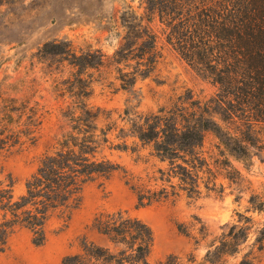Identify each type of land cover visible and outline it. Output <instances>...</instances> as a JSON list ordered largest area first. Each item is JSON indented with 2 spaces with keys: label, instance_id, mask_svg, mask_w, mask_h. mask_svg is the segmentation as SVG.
I'll use <instances>...</instances> for the list:
<instances>
[{
  "label": "trees",
  "instance_id": "1",
  "mask_svg": "<svg viewBox=\"0 0 264 264\" xmlns=\"http://www.w3.org/2000/svg\"><path fill=\"white\" fill-rule=\"evenodd\" d=\"M145 13L146 24L141 17L137 25L128 26L109 57L100 55L94 61L93 53L77 54L65 42L45 44L42 53L60 56L78 71L112 68L119 88L128 90L155 69L160 55L152 22L158 19L164 42L217 86V93L204 104L190 102L188 109L161 107L146 114L124 110L119 127L111 112L88 104L90 86H68L74 101L60 109L64 129L25 181L24 193L13 196L11 175L0 179V251L21 229L31 234L35 246H42L53 222L65 226L81 207L83 189L91 182L105 183L122 172L138 208L182 195L191 201L210 195L221 198L225 189L217 184L218 177L240 179L228 157L247 159L249 149L264 150V0H147ZM126 67L131 71L125 72ZM60 92L66 94L63 88ZM3 102L7 104L0 109V156L17 145L34 144L41 123L36 105L17 104L15 99ZM208 134L216 142L206 151ZM105 148L133 153L147 148L149 156L165 167L136 177L101 156ZM250 227L234 225L213 236L201 226L191 236L188 227L179 225L178 232L195 248L204 245L206 253L200 259L193 254L170 255L158 264H252L264 253V230L246 245ZM85 229L75 240L77 252L66 255L62 264H150L154 237L141 219L126 211H102ZM245 248L249 250L244 252Z\"/></svg>",
  "mask_w": 264,
  "mask_h": 264
},
{
  "label": "rangeland",
  "instance_id": "2",
  "mask_svg": "<svg viewBox=\"0 0 264 264\" xmlns=\"http://www.w3.org/2000/svg\"><path fill=\"white\" fill-rule=\"evenodd\" d=\"M146 6L147 0L0 2V109L7 104L4 99H15L17 104L36 105L41 114L36 134L38 140L34 144L17 145L0 156L3 169L0 179L11 175L15 181V198L24 193L25 181L36 171L39 160L64 129L60 109L74 101L68 86H90L92 93L87 99L88 104L111 112V119L116 120L119 127L123 126L119 116L124 110L146 114L161 107L188 109L192 101L204 104L215 96L217 86L200 77L164 42L158 19L152 22L160 55L155 69L128 90L119 88L112 68L78 71L60 56L42 53L45 44L65 42L77 54L80 51L93 53L94 61H98L100 55L109 57L119 47L128 26L137 25L141 17L142 25L146 24ZM127 64L131 67L133 62ZM124 69L131 71L129 67ZM62 88L66 91L64 96L60 92ZM104 124L100 122L101 126ZM132 141V138L128 139V144ZM215 142L208 134L205 150L213 149ZM249 152L247 159L228 157L240 179L229 181L218 177L217 184H222L225 189L221 198L210 195L191 201L182 195L173 201L138 208L122 172L105 183L91 182L83 189L81 207L65 226L62 221H54L42 246L32 243L27 230H18L5 250L0 251V264H62L66 255L77 252L76 238L86 232L94 215L102 211H126L150 227L154 237L148 258L150 264L163 262L170 255L184 258L193 254L197 259L204 256L206 247L195 248L190 238L178 232L179 225L188 227L191 236H195L201 226L213 236L226 233L234 225L252 226L246 244L251 245L259 236L258 232L264 230V150L251 148ZM100 155L136 177L165 167L149 156L147 148L138 153L105 148ZM257 208L261 209L258 211ZM244 218L252 223H247ZM248 250L245 248L244 252ZM252 264H264V253L257 254Z\"/></svg>",
  "mask_w": 264,
  "mask_h": 264
}]
</instances>
